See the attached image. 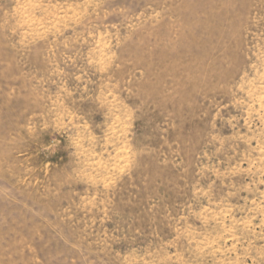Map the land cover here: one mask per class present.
I'll use <instances>...</instances> for the list:
<instances>
[{"label": "rangeland", "instance_id": "374dc122", "mask_svg": "<svg viewBox=\"0 0 264 264\" xmlns=\"http://www.w3.org/2000/svg\"><path fill=\"white\" fill-rule=\"evenodd\" d=\"M0 264H264V0H0Z\"/></svg>", "mask_w": 264, "mask_h": 264}]
</instances>
